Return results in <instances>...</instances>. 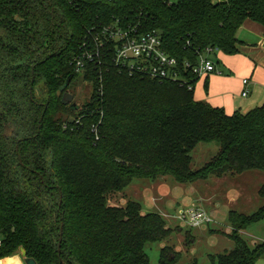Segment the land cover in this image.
<instances>
[{
  "label": "trees",
  "instance_id": "1",
  "mask_svg": "<svg viewBox=\"0 0 264 264\" xmlns=\"http://www.w3.org/2000/svg\"><path fill=\"white\" fill-rule=\"evenodd\" d=\"M117 19L159 32L193 88L89 66L83 110L67 102L82 37ZM246 20L264 25V0H0V259L24 247L38 264H150L146 243L164 240L172 228L138 201L110 205L111 193L136 178L190 183L264 171V103L228 114L197 100L199 78L184 65L207 48L241 52L237 34ZM82 113V123L64 128ZM99 119L96 140L91 125ZM212 141L220 144L216 155L192 170L191 152ZM259 194L264 199V183ZM262 219L264 203L250 215L230 211L235 247L213 263L264 257V241L251 247L240 233ZM180 256L165 246L160 262Z\"/></svg>",
  "mask_w": 264,
  "mask_h": 264
},
{
  "label": "rangeland",
  "instance_id": "2",
  "mask_svg": "<svg viewBox=\"0 0 264 264\" xmlns=\"http://www.w3.org/2000/svg\"><path fill=\"white\" fill-rule=\"evenodd\" d=\"M222 54L228 55L221 51L211 54L216 64L222 62ZM90 89L83 73H79L68 91L72 95L71 102L81 107L88 100ZM8 134L13 135V129ZM219 148L217 141L200 142L191 152V169H200L216 155ZM263 183L264 171L258 169L227 172L222 176L213 175L190 183L178 182L170 175H162L155 180L136 178L123 191L111 193L109 204L124 207L130 200L138 201L143 213H159L172 228L171 234L164 240L146 243L150 264H161V250L165 246H171L180 253V259L175 264H188L194 260L198 264H214L212 257L235 247L229 236L232 232L229 212L235 210L246 215L256 212L264 203L259 194ZM192 208L204 212L211 220L191 226L180 218V214ZM240 233L254 247L264 241V219ZM0 264H20V260L10 257L0 260ZM256 264H264V257L258 259Z\"/></svg>",
  "mask_w": 264,
  "mask_h": 264
},
{
  "label": "built area",
  "instance_id": "3",
  "mask_svg": "<svg viewBox=\"0 0 264 264\" xmlns=\"http://www.w3.org/2000/svg\"><path fill=\"white\" fill-rule=\"evenodd\" d=\"M166 1L171 4L176 0ZM214 51L213 48L205 49L199 54L197 61H185V68L197 78L210 73H221L211 57ZM72 63L78 73H84L89 66H103L129 75L150 77L160 82L175 81L180 85H188L189 89L193 88L179 68L177 58L165 49L162 35L157 31L144 30L140 22H124L117 19L109 24L92 26L82 37L79 51L73 57ZM243 82L247 84L248 79ZM249 92L246 87L242 96L246 97ZM79 110H83L82 107ZM85 115L82 113L76 118L68 119V122L63 124L64 128H69L73 121L76 124L82 123ZM101 124L102 120L99 119L91 125L96 140L100 138ZM180 218L188 221L191 226H199L211 220L204 212L193 208L181 213ZM2 243L0 235V247Z\"/></svg>",
  "mask_w": 264,
  "mask_h": 264
},
{
  "label": "crops",
  "instance_id": "4",
  "mask_svg": "<svg viewBox=\"0 0 264 264\" xmlns=\"http://www.w3.org/2000/svg\"><path fill=\"white\" fill-rule=\"evenodd\" d=\"M237 35L242 42L241 52L222 54V62L217 64L221 73L203 75L195 85L197 100L222 107L228 114L264 103V25L246 20ZM244 79H248L247 84ZM246 87L250 92L244 97ZM10 257H18L20 264H25L20 252L0 260Z\"/></svg>",
  "mask_w": 264,
  "mask_h": 264
},
{
  "label": "water",
  "instance_id": "5",
  "mask_svg": "<svg viewBox=\"0 0 264 264\" xmlns=\"http://www.w3.org/2000/svg\"><path fill=\"white\" fill-rule=\"evenodd\" d=\"M71 78L72 77L69 78V81L71 80ZM65 97L67 98V100H66L67 102H71L72 101V95L71 94L67 93ZM74 108L75 109L78 108V106H77L76 103H74ZM62 236H63V232H62V229H61V233H60V243H59V249H58L59 252H60V247H61ZM20 254L23 257L25 264H38L37 261L34 258L27 256V252L24 249V247H20Z\"/></svg>",
  "mask_w": 264,
  "mask_h": 264
}]
</instances>
